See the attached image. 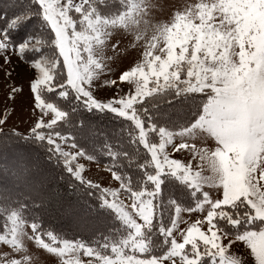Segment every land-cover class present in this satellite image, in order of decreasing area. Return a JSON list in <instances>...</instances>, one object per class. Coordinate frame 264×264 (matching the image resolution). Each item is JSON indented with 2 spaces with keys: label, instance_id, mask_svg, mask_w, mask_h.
<instances>
[{
  "label": "snow or ice",
  "instance_id": "obj_1",
  "mask_svg": "<svg viewBox=\"0 0 264 264\" xmlns=\"http://www.w3.org/2000/svg\"><path fill=\"white\" fill-rule=\"evenodd\" d=\"M157 7L0 0V264H264V0Z\"/></svg>",
  "mask_w": 264,
  "mask_h": 264
},
{
  "label": "rangeland",
  "instance_id": "obj_2",
  "mask_svg": "<svg viewBox=\"0 0 264 264\" xmlns=\"http://www.w3.org/2000/svg\"><path fill=\"white\" fill-rule=\"evenodd\" d=\"M159 2L164 7L163 9H161L160 7H157L153 10V13H152L153 22H155V19L157 18L159 19L167 18L168 12L174 11L177 6L182 7L184 3L190 2V0H159ZM118 35L123 40V45H127L128 40L132 36V34L127 31H122L118 33ZM138 51L139 50H136V51L132 50L131 47L129 46L128 53H130L131 55H128L127 53L122 52L119 58L111 62L110 66L113 72L118 73L122 68L126 67V65L137 56ZM108 55H112L110 49L108 50ZM21 63H24V62L21 61ZM15 67L16 65L14 64L13 68ZM4 71H5L4 69L0 68V108H2L5 103L4 93L7 90V86H8V84L5 82L7 78L4 75ZM106 74L109 76L112 75L111 73H106ZM14 75L17 76V80L21 84H23V86L27 90V87H28V83L26 81L27 73L24 72L23 70H18L17 72H14ZM8 83H11V81H9ZM25 111H28V110L25 109ZM15 122L19 127L23 128L24 124L28 123L29 121L27 119V116H25L24 124H22L19 119H16ZM173 155L179 158V155L177 153H173ZM184 155L187 156L188 154L185 153ZM81 162H85V161H81ZM85 163L87 164V169H88V171L86 172V175L90 176L91 178L96 180V182L98 183H102L104 185L115 186V182L110 178V174L107 172L105 164H102L100 162L99 164H96L95 162H85ZM244 252H245L244 249L240 250V254H244Z\"/></svg>",
  "mask_w": 264,
  "mask_h": 264
},
{
  "label": "trees",
  "instance_id": "obj_3",
  "mask_svg": "<svg viewBox=\"0 0 264 264\" xmlns=\"http://www.w3.org/2000/svg\"><path fill=\"white\" fill-rule=\"evenodd\" d=\"M93 119L99 121L101 127H103L104 129H107L109 131H111L112 129H118L121 126L120 121L113 119V117L111 115H109L105 118H101L99 116H94ZM100 163L107 165L109 163V161L106 157H102L100 159ZM0 182H2V181H0ZM67 194L69 197L75 199V195L71 189L68 190ZM53 222L56 224L57 229L59 231H61L62 233H66L67 238H71L73 229L71 228V226L69 225V223L67 221L60 220V219H54Z\"/></svg>",
  "mask_w": 264,
  "mask_h": 264
}]
</instances>
